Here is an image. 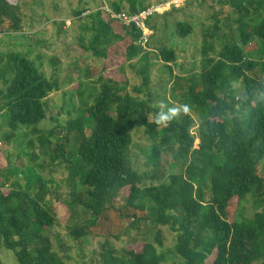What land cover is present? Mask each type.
Instances as JSON below:
<instances>
[{
    "label": "trees",
    "instance_id": "trees-1",
    "mask_svg": "<svg viewBox=\"0 0 264 264\" xmlns=\"http://www.w3.org/2000/svg\"><path fill=\"white\" fill-rule=\"evenodd\" d=\"M18 1L0 0V35L23 30ZM144 1L128 0L127 12L145 9L148 5ZM223 3L236 16L238 44L222 42L217 50V21L203 33L200 72L185 77L174 75L170 64L176 62V53L165 44L156 47L154 54L136 46L140 37L136 28L112 21L99 11L84 17L85 10L73 12L80 21L78 44L83 53L104 61L120 57L140 81L128 92L127 82L99 77L95 95L87 96L93 99L91 105L84 100L82 89L88 86L79 82L78 99L87 109L82 117L67 120L62 126L68 135L75 136L76 149H69L66 136L65 146L55 145L48 151L53 144L52 129L45 139H38L50 163L66 167L70 174V212L79 207L92 215L69 229V237L99 238L97 264H165L170 254L179 260L173 264H264V175L258 170L264 161V77L252 78L257 76L258 66L264 73V0ZM110 7L123 11L117 2ZM151 21L146 22L148 28L157 32ZM174 30L184 40L193 28L177 22ZM256 45L261 63L249 58V50ZM156 57L169 71L171 96L181 97V105L200 114L198 125L189 112H181L167 125L155 123L159 109L151 105V61ZM50 63L56 66L54 59ZM238 82L243 91L235 88ZM0 84L5 86L0 89V130L5 127L0 142L13 140L22 127L31 128V134L40 133L46 98L60 90L58 78L44 77L29 52L8 51L0 56ZM137 129H143L151 142L146 154L153 166L151 173H138L128 158L132 132ZM26 146L31 148L32 141ZM165 152H172L181 165L179 172L170 173L166 183L146 185L156 180L159 168L172 167ZM6 168L0 169V250L13 252L17 264H68L67 255L58 251L62 247L59 236L48 234L56 221L46 203L50 195L47 183L31 166L22 172L7 162ZM21 174L23 184L17 180ZM5 187H10L6 194L1 191ZM123 189L128 194L122 209H117ZM247 197L263 208L251 219L240 210ZM106 211L114 212L111 221L101 217ZM101 218L106 224L103 227ZM143 221L160 226L153 244L145 243L140 251L113 246L111 239L120 238V225ZM164 229L176 235L169 253L164 251ZM53 238L58 241V250Z\"/></svg>",
    "mask_w": 264,
    "mask_h": 264
},
{
    "label": "rangeland",
    "instance_id": "rangeland-1",
    "mask_svg": "<svg viewBox=\"0 0 264 264\" xmlns=\"http://www.w3.org/2000/svg\"><path fill=\"white\" fill-rule=\"evenodd\" d=\"M14 0H12L13 2ZM171 0H145L144 4L149 5L157 2H169ZM220 1V2H219ZM225 0H176L175 6L161 11L152 17L151 25L157 26L158 31L150 37V46L147 49L156 54V47L165 44L176 53V62L170 64L174 75L185 77L193 72H200V48L204 31L211 27L217 21L220 30L217 32L218 40L215 41L217 50L220 49L222 42H235L237 24L234 22L236 16L232 10L223 2ZM20 12L23 16V30L21 33L13 35H0V56L8 51L29 52V58L36 61V64L43 76L46 78H58L60 90L52 92L46 98L45 112L46 118L40 124L38 134H31V128L22 127L19 134L10 142H0V169H7V162H10L13 169H19L22 172L30 166L36 170V174L41 176L50 191L46 196V203L51 207L55 215L56 226L48 231L49 235L59 236L62 247L61 250L58 241L54 240V247L61 256L67 255L68 264H97V245L99 238L92 235L74 240L69 237V229L81 224L83 221L91 219L92 215L84 213L77 207L71 213L67 206L68 187L67 180L69 172L64 166L51 164L50 160L42 154V148L38 139H45L49 130H53L52 146L47 150L52 151L55 145L65 146L66 136L69 139V149L75 150L77 142L73 134L67 133L62 128L65 121L76 119L83 116L82 103L78 99V83L82 82L88 87L82 88L86 92L84 100L91 105L92 98L98 88L99 77H113L118 82H127L128 92L134 85L139 84V79L134 72L128 68L120 57H114L109 61L91 58L88 53H83L78 44V21L73 17V12L85 10V14L95 12V10L105 4L110 7L113 2L120 3L123 11L128 10V0H19ZM83 16V15H82ZM74 19L71 26L66 27L65 21ZM82 22V21H81ZM177 22H185L192 26V34L186 39H179L175 33L174 26ZM63 24V25H62ZM151 26V27H152ZM155 32V33H154ZM24 36V37H21ZM253 43L260 45L258 41ZM256 45V46H257ZM246 47L245 50H247ZM157 49V48H156ZM249 58L257 63H261L260 50L257 47L249 50ZM54 59L56 66L50 63ZM163 63L159 58H153L151 61V92L154 97L153 107L158 108L160 103H166L169 107L180 106L184 100L181 97L173 98L169 92L170 74L168 69L163 68ZM258 66V65H257ZM257 77H264L261 67H257ZM87 73V75H86ZM239 91H243L241 83L234 85ZM0 89L5 86L0 84ZM166 98V100H163ZM255 104V103H254ZM197 125L201 122L198 112L188 111ZM2 120L0 119V125ZM196 127L192 128L191 134H195ZM5 131L2 127L0 133ZM32 141L33 146L27 148V142ZM196 143V142H195ZM151 146L149 138L144 134L143 129H137L132 132V144L128 149V158L132 168L138 173H151L153 166L147 162V150ZM33 154L30 158L29 155ZM165 155L172 167L164 166L158 169L155 181H147L146 185L166 183L168 175L179 172L180 164L175 162L172 152H165ZM259 172L264 175V161L258 166ZM12 177V176H11ZM20 184L24 183V177L19 175ZM15 181V178H11ZM10 187H5L1 191L6 194ZM84 188L79 187V190ZM127 189H123L118 195L120 201L117 202V209H122L124 199L127 196ZM240 210L245 218L251 219L256 210H263L256 205L253 198L247 197L240 206ZM114 212L106 211L101 217L106 221L113 219ZM100 220L101 226H105L104 219ZM98 222V221H97ZM99 223V222H98ZM112 227V224H109ZM120 238L111 239L116 249L126 248L140 251L145 243H154V236L160 226L152 221H143L136 225L124 222L120 225ZM99 232V231H98ZM100 233V232H99ZM176 235L164 229V251L168 252L175 244ZM0 260L3 264H17L13 252L1 249ZM172 254L167 255L165 264L178 262Z\"/></svg>",
    "mask_w": 264,
    "mask_h": 264
},
{
    "label": "built area",
    "instance_id": "built-area-1",
    "mask_svg": "<svg viewBox=\"0 0 264 264\" xmlns=\"http://www.w3.org/2000/svg\"><path fill=\"white\" fill-rule=\"evenodd\" d=\"M176 0H171L169 2H157L149 4L145 9L137 13H128L126 11L115 12L108 5H101L95 11H99L105 14L110 20L117 21L126 27H134L140 31V37L136 42V46L143 50H147V45L149 43L150 37L153 32L148 28L146 22L154 17L159 12L170 8V6H175ZM83 15V16H82ZM81 17L87 14L83 13ZM74 19H68L65 21V26L69 27L73 23Z\"/></svg>",
    "mask_w": 264,
    "mask_h": 264
},
{
    "label": "clouds",
    "instance_id": "clouds-1",
    "mask_svg": "<svg viewBox=\"0 0 264 264\" xmlns=\"http://www.w3.org/2000/svg\"><path fill=\"white\" fill-rule=\"evenodd\" d=\"M158 109L155 113V123L157 125H167L181 112L187 113L189 111L187 105L169 107L166 103H160Z\"/></svg>",
    "mask_w": 264,
    "mask_h": 264
}]
</instances>
